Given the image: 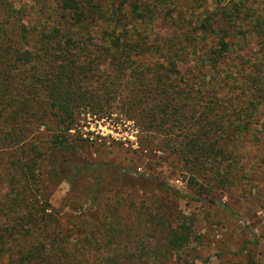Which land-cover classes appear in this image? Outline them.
<instances>
[{
	"label": "trees",
	"instance_id": "16d2710c",
	"mask_svg": "<svg viewBox=\"0 0 264 264\" xmlns=\"http://www.w3.org/2000/svg\"><path fill=\"white\" fill-rule=\"evenodd\" d=\"M54 1L39 25L0 3V141L15 146L11 195L0 200L3 264L50 262L37 244L51 237L56 215L37 189L44 158L21 142L31 127L50 122L61 132L47 151L68 149L63 133L79 109H106L114 96L145 128L180 131L179 157L204 186H213L212 170L238 160L246 141L264 148V49L258 56L246 47L253 39L264 47V18L247 0ZM49 164L68 182L87 170L67 159ZM187 234L172 231L166 248L183 246ZM17 239L27 243L10 246ZM236 264L264 263L246 254Z\"/></svg>",
	"mask_w": 264,
	"mask_h": 264
},
{
	"label": "rangeland",
	"instance_id": "374dc122",
	"mask_svg": "<svg viewBox=\"0 0 264 264\" xmlns=\"http://www.w3.org/2000/svg\"><path fill=\"white\" fill-rule=\"evenodd\" d=\"M206 1L204 6L214 0ZM1 2L18 19L21 14L39 25L48 21L55 1ZM200 5L196 13L202 12ZM247 5L264 18V0H247ZM257 44L253 39L246 47L260 56L264 47ZM112 99L106 109H79L73 128L63 133L68 149L47 151L50 136L61 132L50 122L31 127L21 140L44 158L37 189L56 215L47 226L51 237L37 244L38 253L49 257L43 264H236L246 254L264 263V148L245 140L238 160L212 170L213 186H204L179 157L180 131L145 128L137 116L116 108L122 107L120 100ZM259 107L263 113L264 104ZM259 124L261 129L263 116ZM2 145L0 200L6 202L15 146ZM65 159L86 168L83 177L68 182L55 174L49 161L61 165ZM96 181L100 194L93 204L90 188ZM172 231L187 232L188 242L166 248ZM16 241L10 246L27 243Z\"/></svg>",
	"mask_w": 264,
	"mask_h": 264
},
{
	"label": "water",
	"instance_id": "95a60500",
	"mask_svg": "<svg viewBox=\"0 0 264 264\" xmlns=\"http://www.w3.org/2000/svg\"><path fill=\"white\" fill-rule=\"evenodd\" d=\"M217 204H219L218 202H216Z\"/></svg>",
	"mask_w": 264,
	"mask_h": 264
}]
</instances>
